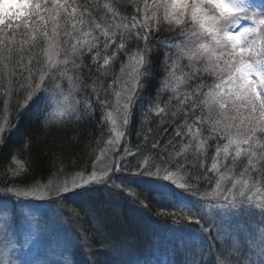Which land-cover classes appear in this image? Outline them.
<instances>
[{"label": "snow or ice", "instance_id": "1", "mask_svg": "<svg viewBox=\"0 0 264 264\" xmlns=\"http://www.w3.org/2000/svg\"><path fill=\"white\" fill-rule=\"evenodd\" d=\"M161 28L175 35L160 42L165 75L141 123L155 116L172 136L163 147L158 138L149 146L144 135L135 151L121 149L153 75L152 42ZM0 89L5 111L13 97L17 111L38 107L42 126L74 128V143L99 110L100 137L107 136L98 154L85 143L92 162L79 171L61 160L43 185L0 188V200L22 205L23 213L0 221V264H25L14 256L18 219L34 241L58 217L98 219L97 192L122 194L145 208L142 195L171 196L161 214L177 226L199 225V239L207 237L215 252L212 264H264V0H17L14 11L0 5ZM164 92L171 93L167 100ZM53 97L56 108L45 115ZM9 123L5 116L0 144ZM8 171L20 179L28 174L21 160ZM37 201L51 204V214L33 211ZM242 217L258 218L254 231ZM80 240L91 247L88 235ZM188 255L185 264H204Z\"/></svg>", "mask_w": 264, "mask_h": 264}, {"label": "trees", "instance_id": "2", "mask_svg": "<svg viewBox=\"0 0 264 264\" xmlns=\"http://www.w3.org/2000/svg\"><path fill=\"white\" fill-rule=\"evenodd\" d=\"M104 2H107V0H104ZM174 35V33L165 31L161 28L155 40L152 42L155 46L152 53L151 71L153 75L148 82L147 88L141 93V99L134 109L135 115L130 125L129 143L127 145L123 143L124 147L127 146L133 151H135L137 144H143L144 135H148L149 146L153 138H158L161 147H163L168 138L172 136V127L169 126L168 123L160 124L158 118L155 116L148 117L142 124L141 121L144 118L141 116V111L148 105L149 98L156 96L157 89L161 86L160 82L165 75L162 63L164 59V47L160 42ZM88 62L89 61L86 59L85 63ZM184 63H186V61H184ZM116 70L118 71V65ZM108 79L110 80L111 78L109 77ZM107 82L108 81H105V83ZM89 83H91V81H89ZM2 91L3 89H0V92ZM169 95H171L170 92H164L163 99L167 100ZM53 98L50 102L51 106L47 107L45 115L48 112H53ZM3 100L4 97L0 95V124H3L5 116L10 123L8 130L3 136V143L0 144V188L12 186L13 184L19 185L28 181H40L41 185H43L48 182L50 175L57 171L61 160L64 161L69 171L71 170L69 161L76 164V170L79 171L82 166L90 165L92 162L89 158L90 154L84 150L85 143L92 142V147L97 154L99 148L106 145L107 136L104 138L100 137L101 129L96 122L100 119L99 110L96 112L95 120L81 125L79 129L80 143H74L72 140V136L76 131L74 128L68 127L65 130H57L53 128L52 125L45 128L42 126L41 120L37 119L38 107H33L31 109L25 108L17 111L15 107V97H13V100L8 106V110L5 111ZM173 103H175V101ZM149 129H151V132H149ZM138 131L140 132L139 137L137 136ZM97 140L100 141L99 144L96 143ZM25 144L28 145L26 151L23 147ZM213 153L214 150L210 148L208 151V160L206 161L207 165H210ZM129 159L132 164H135L134 159L131 157H129ZM189 159H193L191 153L189 154ZM15 160H21L25 165V171L28 173L27 175H23L22 179L14 178L9 174L8 169L10 167H15ZM201 187H206L204 182H201ZM137 191H139V189H137ZM116 196L123 200L122 208L116 207L111 201L106 202H109L114 207L120 221L124 224L133 216V223L131 222V224L136 223L143 225L144 229H146L144 225L146 220L148 222L151 221L154 225L159 227L177 226L173 224L170 216L161 214L165 208L169 207V204H164L162 202L163 200H160L159 197H155L152 194L142 195L141 199L145 200L147 204V208H145L138 202H133L122 194H117ZM69 200L77 201V197H69ZM2 203L5 202L0 200V204ZM9 203L13 204L14 201L9 200L6 204ZM130 213L133 215H129ZM66 217L70 221V226L75 232L74 235H76L79 240L82 233L90 237L91 247L85 250V246L83 245V251H85L83 256H77L76 252H71L73 258H75L74 264H79L80 261L83 262V264H87L85 257L90 258L94 264H116L115 255L118 253L129 254L130 258L137 260L138 264H151L155 261L159 262L163 257H167L168 253L165 251H159V255L156 256L155 252L151 250L153 246L150 244L151 240L148 242V238H146V242L141 241V245L139 244L133 247H130L124 241H119L120 239L114 236L117 231L112 232L105 225L101 217H98V219L82 217L79 220L72 218L70 214ZM112 223L116 227L119 226L116 222ZM97 224L100 227L98 233L96 232ZM177 227L182 230L181 234L185 233V231H195L199 233V225L196 224H191L187 228L183 227V225ZM127 234H131V232L128 231ZM204 239L206 247H204L203 252L206 251L207 257L204 264H212L215 252L213 251L209 239L207 237ZM144 243L145 245H143ZM215 247L217 250L219 249V247L217 248V243ZM180 251L181 252L178 254L174 251L173 257L167 258L170 264H185V260L188 259L186 256V249Z\"/></svg>", "mask_w": 264, "mask_h": 264}, {"label": "rangeland", "instance_id": "3", "mask_svg": "<svg viewBox=\"0 0 264 264\" xmlns=\"http://www.w3.org/2000/svg\"><path fill=\"white\" fill-rule=\"evenodd\" d=\"M259 2L260 0H257V3ZM16 3L17 0H0V5H2L6 11H14ZM55 108L56 100L53 98L52 110L54 111ZM123 143L124 142L121 141V149L124 147ZM141 187H143V185H141ZM93 195L94 199L97 201L99 217L104 220L105 225L112 232L117 231L114 236L120 239L119 241H124L130 247H133L135 245H141V241L146 242V238H148V242L151 240L150 244L153 246L151 247V250H153L152 252H155L156 256L159 255V251H165L168 253L167 257H163L159 262L155 261L151 264H170L169 259L167 258H172L174 251L178 254L181 252L180 250L184 249H186V256L188 259L191 258L188 255V251L190 250L192 256H196L197 258L202 257L203 262L206 260V251L203 252L204 247H206L205 239H199V233L195 231H185V233L181 234L182 230L177 226L159 227L147 220L144 224L146 229H144L143 225L136 223L131 224V222L133 223V216L127 223L124 224L120 221L114 207L109 203L111 201V203L116 207H123V200L116 196L117 193L113 192L110 194L108 192H97ZM159 198L160 200H163L162 202L164 204H169L168 202L172 200V197L168 195L159 196ZM21 207L22 205L15 202L13 204H0V221H2L5 216L13 212L18 217L23 216V213L20 211ZM30 207L33 211L38 210V214H51L50 209L52 208V205L48 202L37 201ZM129 215L133 214L130 213ZM57 219L58 222L55 225L49 226L47 230L43 231L36 240L31 242H28L23 221L18 219L12 229L14 233V237L12 239L17 245L14 250V256L21 262H25V264H34L35 261H49L50 264H74L75 258H73L72 253L76 252L77 256H83L85 252L83 251L84 247L78 237L74 235L75 232L70 226V221L67 217H58ZM241 221L245 223L246 227H249L250 231H254V229H251L250 226L253 223H258V218L242 217ZM112 222H116L119 226H114ZM128 231L131 232V234H127ZM237 238L243 243L245 240V234L240 232ZM3 239V235L0 234V241ZM143 245H145V243ZM218 247H220L219 242H217V248ZM244 247L245 250H247L246 244ZM115 256L116 264H138L137 260L130 258L129 254L118 253ZM79 264H83V262L80 261Z\"/></svg>", "mask_w": 264, "mask_h": 264}]
</instances>
